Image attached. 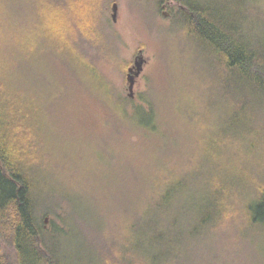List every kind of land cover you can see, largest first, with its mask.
Returning <instances> with one entry per match:
<instances>
[{
  "label": "trees",
  "instance_id": "1",
  "mask_svg": "<svg viewBox=\"0 0 264 264\" xmlns=\"http://www.w3.org/2000/svg\"><path fill=\"white\" fill-rule=\"evenodd\" d=\"M111 1L0 0V264H222L223 248L264 245V0H172L186 73L165 91L172 128L158 124L149 91L135 104L97 69ZM67 72L114 88L136 123L132 140L161 135L128 163V208L88 196L97 224L50 185L72 165L79 183L85 159L50 107L75 89L55 79ZM117 176L95 186L112 191Z\"/></svg>",
  "mask_w": 264,
  "mask_h": 264
},
{
  "label": "rangeland",
  "instance_id": "2",
  "mask_svg": "<svg viewBox=\"0 0 264 264\" xmlns=\"http://www.w3.org/2000/svg\"><path fill=\"white\" fill-rule=\"evenodd\" d=\"M114 1L118 4L115 21L111 16V3ZM155 1L113 0L105 5L99 18L108 40L105 44L106 50L101 51L103 57L99 56L95 64L120 93L129 97L127 68L133 65L135 56L141 50L144 58L143 69L135 79L133 97L130 98L135 104L145 105L140 95L149 91L150 96L155 97L157 102L155 115L158 124L162 126L167 124L172 128L173 123L166 121L165 91L168 89V84L175 82L172 76L177 75L182 84L186 73L178 60L180 41L176 29L179 22L177 23L176 20L173 23L175 12L171 8L174 2L162 0L158 8ZM90 50L95 52L96 48L91 46ZM124 60L130 61V64L125 69H121L120 65ZM58 66L61 71H66L62 62H59ZM63 76L61 73H56L55 79L60 82L64 78L75 89L60 95L50 107L55 111L57 121L55 124H58L61 133L68 140L76 141L85 159L83 165L79 166L81 171L74 166L78 171L77 174L79 173L76 176L79 183H75L74 177L68 175L69 172L72 174V165L66 169L65 178L55 180L50 185L56 192L72 198L73 208L78 211L83 221L97 224L95 209L89 207L88 196L102 195L100 193L102 191L106 194L99 200L101 204L111 206L117 211L122 207L128 208L133 197L131 174H129L131 168L128 163L131 162L134 154L150 155L151 150L158 145L161 135L157 134L151 140L152 143L145 134L143 136L140 134L137 141L132 140L136 137L131 138L130 132L137 130L136 123L128 119L131 109L124 107L118 100L114 88L101 84L98 77L86 76V74L74 77L67 72ZM171 111L175 114L174 109ZM109 151L116 158L123 155L125 162L120 165L121 169L115 167L116 160L107 159ZM261 164L264 168V161ZM116 176L118 180L112 191H104L99 186H95L101 184V180L112 182ZM93 178L94 184H92ZM89 184H92V187ZM78 192L81 194L76 196ZM42 216L45 226L50 225L53 216L50 214ZM263 247L264 245L258 243H245L242 250H234L230 253H228L229 249L223 248L225 252L221 256L222 259L227 260L222 264H264Z\"/></svg>",
  "mask_w": 264,
  "mask_h": 264
},
{
  "label": "water",
  "instance_id": "3",
  "mask_svg": "<svg viewBox=\"0 0 264 264\" xmlns=\"http://www.w3.org/2000/svg\"><path fill=\"white\" fill-rule=\"evenodd\" d=\"M111 10H112V13H111L112 19L115 21L117 11H118V4L116 1L111 3ZM143 62H144V58L141 54V50H139V53L134 58L133 65L127 68L126 80L128 82L129 97H133V86H134L136 77L140 74V72L143 69Z\"/></svg>",
  "mask_w": 264,
  "mask_h": 264
}]
</instances>
